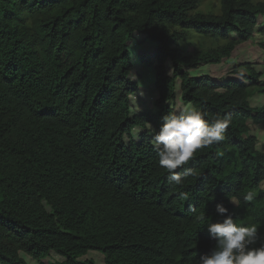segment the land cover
<instances>
[{"label":"trees","instance_id":"trees-1","mask_svg":"<svg viewBox=\"0 0 264 264\" xmlns=\"http://www.w3.org/2000/svg\"><path fill=\"white\" fill-rule=\"evenodd\" d=\"M196 4L0 0V264L52 253L59 264H93L80 260L89 252L106 264H194L214 246L205 226L222 219L215 203L237 224H258L264 239V153L252 134L264 107L249 102L253 89L264 95V80L248 63L234 67L247 71L242 80L191 75L261 32L264 3L220 0L219 15H189ZM174 28L225 45L187 56ZM143 43L149 49L138 56L153 71L156 95L152 110L134 113L131 59ZM177 101L209 120L226 113L231 125L224 141L184 166L193 174L183 185L171 186L152 136L132 132L145 121L158 129ZM250 190L258 194L245 203Z\"/></svg>","mask_w":264,"mask_h":264},{"label":"clouds","instance_id":"clouds-1","mask_svg":"<svg viewBox=\"0 0 264 264\" xmlns=\"http://www.w3.org/2000/svg\"><path fill=\"white\" fill-rule=\"evenodd\" d=\"M130 78L135 79V76L130 75ZM137 88H142L139 82ZM130 104L134 113L141 110L134 93L130 96ZM230 125L228 114L209 120L204 111L188 103L162 115L158 129H153L152 124L145 121L144 128L133 130L132 138L139 140L142 132H148L152 136L151 145L158 157V165L166 170V182L171 186H182L185 179L193 174L191 168L184 166L197 151L224 141ZM181 168L184 171H176ZM257 194L248 191L243 202L253 201ZM179 196L188 199L186 192L179 193ZM229 203L239 206L241 201L233 196ZM214 211L222 219L208 222L205 226L214 246L209 254L201 255L194 264H264V239L258 237V224H237L223 203H215ZM198 219H204V216L200 215Z\"/></svg>","mask_w":264,"mask_h":264},{"label":"rangeland","instance_id":"rangeland-1","mask_svg":"<svg viewBox=\"0 0 264 264\" xmlns=\"http://www.w3.org/2000/svg\"><path fill=\"white\" fill-rule=\"evenodd\" d=\"M197 2L194 10L190 11L189 15L195 14H211L219 15L220 13V0H194ZM254 4L264 3V0H251ZM262 31H256L253 37L245 44L244 47L235 51L229 59H223L219 65L215 66H203L197 71H191V75L204 76L208 75L214 80L221 81L227 78H235L242 80L243 76L247 74L244 68H239L237 72H234L235 65L242 63H248L250 68L260 75L259 80H264V19L261 25ZM171 31H179L184 33V40L180 44L181 50L187 56L206 55L207 53H213L220 50L225 44L221 41H213L203 38L194 34L193 32L181 31L180 29H172ZM142 47L137 45L134 47L131 64L133 66L132 76L136 83L139 82L142 88H139L138 94H136L137 104L140 107V111L152 110V99L156 95L153 79V71L148 66L141 63L138 56L140 51H147L149 49L148 44H141ZM179 89V83L177 85ZM140 92L143 95H140ZM250 105L253 108L264 107V95H262L258 89L251 91ZM181 103L176 102L175 108H180ZM252 134L258 140V149L264 153V124L259 126H253ZM20 258L24 264H54L60 263L63 260L55 255L50 254L48 257L42 259L40 262H36L24 254H20ZM80 260H89L93 264H106L105 258L98 252H89Z\"/></svg>","mask_w":264,"mask_h":264}]
</instances>
